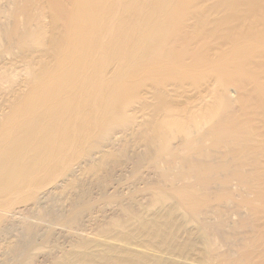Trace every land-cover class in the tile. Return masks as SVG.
<instances>
[{
  "label": "bare ground",
  "instance_id": "1",
  "mask_svg": "<svg viewBox=\"0 0 264 264\" xmlns=\"http://www.w3.org/2000/svg\"><path fill=\"white\" fill-rule=\"evenodd\" d=\"M0 264H264V0H0Z\"/></svg>",
  "mask_w": 264,
  "mask_h": 264
}]
</instances>
